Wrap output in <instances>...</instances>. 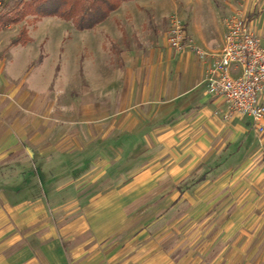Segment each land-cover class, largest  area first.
<instances>
[{"label": "crops", "instance_id": "obj_1", "mask_svg": "<svg viewBox=\"0 0 264 264\" xmlns=\"http://www.w3.org/2000/svg\"><path fill=\"white\" fill-rule=\"evenodd\" d=\"M188 4L180 51L175 0L123 2L87 30L0 26V264H190L175 212L203 208L229 213L228 258L241 244L240 264H264V133L208 90L225 27ZM235 12L264 47V0Z\"/></svg>", "mask_w": 264, "mask_h": 264}, {"label": "built area", "instance_id": "obj_2", "mask_svg": "<svg viewBox=\"0 0 264 264\" xmlns=\"http://www.w3.org/2000/svg\"><path fill=\"white\" fill-rule=\"evenodd\" d=\"M225 33L221 51L208 68L205 82L208 90L224 98L229 110L249 116L257 131L264 133V47L252 33L242 12L231 14L224 21ZM166 41L170 48L180 51L192 44L186 40L184 22L169 19ZM201 57L207 53L196 48Z\"/></svg>", "mask_w": 264, "mask_h": 264}, {"label": "rangeland", "instance_id": "obj_3", "mask_svg": "<svg viewBox=\"0 0 264 264\" xmlns=\"http://www.w3.org/2000/svg\"><path fill=\"white\" fill-rule=\"evenodd\" d=\"M4 1H6V5L8 6L18 2V0ZM191 2L192 4L190 6L192 10L194 7H197L196 11L198 12L199 10V12H202L205 19H207L208 23L214 28V26H216L213 22L215 13H218L222 25H224L225 19L231 15L228 14L230 12V7H237L238 4L241 3V0H175V9L171 12L167 21L169 22L171 17L176 16L186 25L189 16L188 9L190 8L188 3ZM1 6L2 0H0V7ZM217 24L218 26L221 25L219 23ZM175 214L176 217H179L178 222H180L175 227L176 251L184 255L185 258H190V264H240L242 262V259L238 260L241 244L234 249V251L238 253L236 254L238 256L228 258L227 254L229 251L226 246L229 242L222 240L220 235L222 229L215 226L216 221L221 222L225 218H229V213H220L214 210H205V208H203L200 211L192 213L176 211ZM188 214H190V217L187 216V218H185L186 223L183 224L182 217ZM257 215L258 213H256V216ZM224 231L225 230H223V232ZM255 231V251L258 248L264 249V229L258 228L255 229ZM221 252H223L222 256L215 262L214 257L216 253L219 254ZM260 262L264 263V260Z\"/></svg>", "mask_w": 264, "mask_h": 264}, {"label": "trees", "instance_id": "obj_4", "mask_svg": "<svg viewBox=\"0 0 264 264\" xmlns=\"http://www.w3.org/2000/svg\"><path fill=\"white\" fill-rule=\"evenodd\" d=\"M126 1L130 0H18L11 6L3 4L0 26L17 24L30 14L58 17L77 30H87L103 22Z\"/></svg>", "mask_w": 264, "mask_h": 264}]
</instances>
